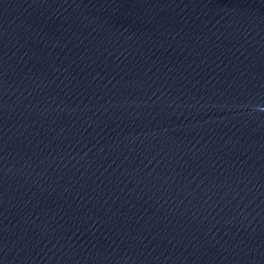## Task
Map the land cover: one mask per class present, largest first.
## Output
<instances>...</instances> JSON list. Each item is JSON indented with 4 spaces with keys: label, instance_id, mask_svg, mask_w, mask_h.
<instances>
[{
    "label": "water",
    "instance_id": "obj_1",
    "mask_svg": "<svg viewBox=\"0 0 264 264\" xmlns=\"http://www.w3.org/2000/svg\"><path fill=\"white\" fill-rule=\"evenodd\" d=\"M0 264H264V0H0Z\"/></svg>",
    "mask_w": 264,
    "mask_h": 264
}]
</instances>
